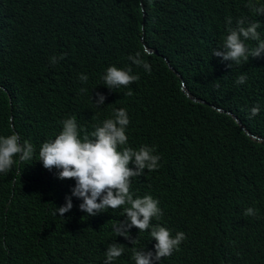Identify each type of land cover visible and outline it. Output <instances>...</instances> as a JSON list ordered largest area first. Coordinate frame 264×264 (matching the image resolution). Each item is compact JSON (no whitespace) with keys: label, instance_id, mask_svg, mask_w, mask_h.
Segmentation results:
<instances>
[{"label":"trees","instance_id":"obj_1","mask_svg":"<svg viewBox=\"0 0 264 264\" xmlns=\"http://www.w3.org/2000/svg\"><path fill=\"white\" fill-rule=\"evenodd\" d=\"M248 2L0 0V135L15 132L35 148L33 160L17 157L9 173H0V264H104L111 243L125 249L113 264H135L133 247L155 252L150 229H130L135 245L115 236L123 207L87 216L82 199L72 196V209L53 215L75 180L59 179L57 169L38 161L40 146L55 139L64 119L74 116L83 136L119 108L130 120L127 146H154L161 157L156 171L132 178L133 197L157 199L163 214L152 223L186 235L179 251L155 264H264V142L227 115L264 139V54L232 67L212 55L228 34V17L233 27L239 17L264 23ZM146 47L157 53L144 55ZM137 52L150 74L128 59ZM112 65L131 68L139 80L110 90L101 77ZM242 73L247 81L237 85ZM182 84L227 114L192 102ZM98 92L106 97L99 107ZM255 105L260 112L249 119ZM249 207L257 216L244 215Z\"/></svg>","mask_w":264,"mask_h":264},{"label":"clouds","instance_id":"obj_2","mask_svg":"<svg viewBox=\"0 0 264 264\" xmlns=\"http://www.w3.org/2000/svg\"><path fill=\"white\" fill-rule=\"evenodd\" d=\"M245 6L257 15L264 14V4L249 0ZM143 16V26L145 27V8H143ZM226 23L228 34L222 45L213 49L212 55L221 57L223 61H229L230 63L227 66L232 67L233 65H242L249 60V57L256 58L264 54V39L261 38V33L258 31V29H264L263 22L250 21L247 17H239L233 27V20L228 17ZM247 41L257 42L256 46L250 48L246 43ZM151 51L157 53L148 47L143 50V53L149 55L152 54ZM65 55L51 57L50 63L55 65L59 60L64 59ZM128 59L137 67H143L146 72L151 73V66L142 58L141 52H137L134 56L130 55ZM170 68L173 70L172 67ZM78 78L83 83L88 81L86 74H80ZM101 79L103 84L110 90H118L122 87L129 88L133 82L139 80V76L133 74L131 68L122 69L112 65L106 68ZM246 81L247 75L242 73L237 77L235 83L240 85ZM215 87L219 88V83H216ZM184 88L186 86L182 84L183 93ZM85 91L87 89H81V92ZM125 95L132 96L133 91L129 90ZM96 96L98 98L94 103L99 107L104 104L106 97L99 92L96 93ZM204 104L207 105V103ZM211 107L215 108L214 106ZM259 112L260 106H253L250 109L248 118H254ZM129 123V116L125 108L113 109V118L105 119L102 125L95 126L94 131L90 134L85 132L81 136V129L76 118L72 116L64 119L62 121V131L55 139L45 141L40 146L38 161H41L43 167L48 170L57 169L59 179L75 180L71 195L65 197L66 203L56 207L53 215L59 213V216L63 217L66 212H69L73 207L72 196L82 199L79 208L87 216H94L108 209L116 210L123 207L122 215L126 214V219L113 224L112 228L115 236H123L125 239L131 240L132 245H135L138 243V239L131 238L130 229L136 227L139 232L150 229V237L156 241L154 245L155 252L145 251L144 248L138 250L133 247L132 259L135 264H155V262L161 261L162 258L171 256L174 251H179L180 244L186 239V235L180 231L172 236L168 228L161 226L159 223H152L154 218L157 221L160 220L163 214L157 199H154L151 195L133 197L130 190L132 178L143 175L145 169L148 172L156 171L161 167L159 164L161 157L153 154L155 151L154 146L142 145L138 150L127 146L126 129ZM34 153V145L26 139L21 142L19 134L13 132L8 136L0 135V173H9L18 161L23 163L33 160ZM130 163L134 164L135 167H129ZM244 215L257 216V212L254 208L249 207L245 210ZM124 251L122 244H109L105 251L104 264H113L123 255Z\"/></svg>","mask_w":264,"mask_h":264},{"label":"water","instance_id":"obj_3","mask_svg":"<svg viewBox=\"0 0 264 264\" xmlns=\"http://www.w3.org/2000/svg\"><path fill=\"white\" fill-rule=\"evenodd\" d=\"M151 53H152V51H151ZM184 94L187 96L188 99H190V100L193 101L194 103H197V104H202V103H203V102H201V101H197V100H195L194 98H192V96H191L190 93L186 90V88H184ZM203 104H204V103H203ZM207 105L209 106V104H207ZM210 107H211V106H210ZM211 108L214 109L217 113H223V114H226V113L221 112L220 110H217V109H215V108H213V107H211ZM229 115H232L233 119H235V120L238 122V124L243 128V130H244L248 135H250V136L253 137L254 139L262 140V141L264 142V139H262V138H260V137H257L256 135H254L253 133H251L250 131H248L247 128H246V127L244 126V124L242 123V121L239 120L237 116H235V115H233V114H231V113H229Z\"/></svg>","mask_w":264,"mask_h":264},{"label":"bare ground","instance_id":"obj_4","mask_svg":"<svg viewBox=\"0 0 264 264\" xmlns=\"http://www.w3.org/2000/svg\"><path fill=\"white\" fill-rule=\"evenodd\" d=\"M100 2V1H99Z\"/></svg>","mask_w":264,"mask_h":264}]
</instances>
